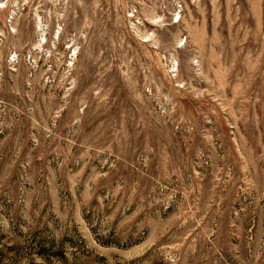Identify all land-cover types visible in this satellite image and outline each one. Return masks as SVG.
I'll return each mask as SVG.
<instances>
[{
  "label": "rangeland",
  "instance_id": "374dc122",
  "mask_svg": "<svg viewBox=\"0 0 264 264\" xmlns=\"http://www.w3.org/2000/svg\"><path fill=\"white\" fill-rule=\"evenodd\" d=\"M0 264H264V0H0Z\"/></svg>",
  "mask_w": 264,
  "mask_h": 264
}]
</instances>
